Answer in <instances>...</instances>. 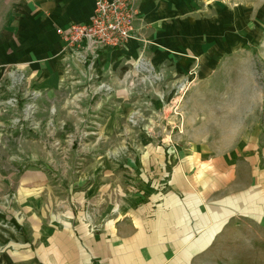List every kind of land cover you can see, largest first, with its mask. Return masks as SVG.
Instances as JSON below:
<instances>
[{
	"label": "crops",
	"instance_id": "obj_1",
	"mask_svg": "<svg viewBox=\"0 0 264 264\" xmlns=\"http://www.w3.org/2000/svg\"><path fill=\"white\" fill-rule=\"evenodd\" d=\"M248 3L136 0L132 36L86 66L57 29L88 20L93 0H0V96L9 102L30 93L34 129L37 113L56 111L65 88L85 90L82 99L98 95L78 107L107 111L89 122L108 127L123 109L137 116V94H168L151 108H174L173 123L162 119V127H177L161 137L174 149L148 144L129 157L125 177L109 166L104 181L65 196H50L58 184L40 168L22 171L8 184L16 197L0 210V264H194L234 214L264 217V160L235 119L242 107L227 103L250 74L242 67L248 56L235 52L248 41ZM30 151L42 155L40 147Z\"/></svg>",
	"mask_w": 264,
	"mask_h": 264
},
{
	"label": "rangeland",
	"instance_id": "obj_2",
	"mask_svg": "<svg viewBox=\"0 0 264 264\" xmlns=\"http://www.w3.org/2000/svg\"><path fill=\"white\" fill-rule=\"evenodd\" d=\"M258 1V6H255L256 0H250V4L248 3L249 6H254L248 14L250 25L247 44L239 51L235 50L236 53L248 56L249 62H244L242 67L243 70L249 71V78L244 79L243 85L235 84L234 93L228 94L227 103L233 102L235 108L242 107V110L238 111L240 115L235 116V119H241L243 128L249 132V138L256 139L259 159L263 161L264 0ZM21 81L24 82V79ZM0 84L1 88L3 85ZM65 89H68V94L64 89L58 91L56 111L50 112L46 109L37 113L38 118H41V126L36 125L35 129L32 120L35 112L32 107L34 97L30 93L17 99L20 95L17 92L16 100L9 102H5L6 94L0 96V210L3 206L11 205L16 197V192L14 193L8 184L16 182L19 174L29 167L40 168L45 173L47 183L58 184V187L55 186L56 188L51 190V197L53 194L65 196L70 187L82 189L83 186L98 185L99 181H104L109 175L105 173V168L109 166L116 165L125 177L129 172L125 169L131 166L129 157L145 149L148 144V147L168 144L170 149H174L172 141L162 142L161 139L162 134L168 139L165 135L168 130L172 134L177 129L171 125L173 120L170 116L175 113L174 108L163 111L153 105L151 108L150 104V101H162L161 95L164 97L168 94H137V101H140L142 107L137 111V116L130 115L132 111L129 109H123L118 118V125L108 127L103 126L102 122H89L94 120L92 117L97 118L98 113L78 107L80 101L85 99H89L93 105L99 100L98 95L93 94L91 98L82 99V92L85 90L79 89L71 93L70 88ZM67 99L70 103L73 100V110L64 106ZM11 102L16 104L12 106ZM106 113L107 111H99L101 121ZM167 113L170 114L166 115ZM50 117H54L52 123ZM165 118H170L171 126L162 127V119ZM33 136L40 141L34 142ZM144 138H150V142L141 140ZM38 147L42 153L40 158L27 157V154H31L30 150ZM223 226L218 237L194 264H264L263 216L252 212L237 213Z\"/></svg>",
	"mask_w": 264,
	"mask_h": 264
},
{
	"label": "built area",
	"instance_id": "obj_3",
	"mask_svg": "<svg viewBox=\"0 0 264 264\" xmlns=\"http://www.w3.org/2000/svg\"><path fill=\"white\" fill-rule=\"evenodd\" d=\"M136 17V0H93L88 20L71 22L57 32L73 60L90 66L102 48L121 45L132 36ZM64 66L70 68L69 63Z\"/></svg>",
	"mask_w": 264,
	"mask_h": 264
}]
</instances>
